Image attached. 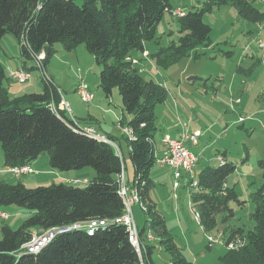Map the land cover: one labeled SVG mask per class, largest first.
<instances>
[{"label": "trees", "instance_id": "1", "mask_svg": "<svg viewBox=\"0 0 264 264\" xmlns=\"http://www.w3.org/2000/svg\"><path fill=\"white\" fill-rule=\"evenodd\" d=\"M255 1L208 0L202 9H183L179 19L169 16L178 26V36L175 43L163 48L155 42V31L164 13L169 14L178 7L172 6L171 0H82L81 4L74 0H0V40L10 35L18 41L23 64L35 62L37 55L43 53L45 71L55 54V43H61L65 51L83 45L101 68L98 87L104 96L110 98L112 91L117 90L127 116V120L122 116L119 125L131 129L133 134L132 139L121 137L133 168L132 182L128 185L136 189L140 203L147 209L142 226L138 225L140 236L147 231L154 232L159 246L169 254L170 264H185V261L149 198L154 186L150 178L157 132L154 110L165 102L168 91L163 83L143 79L138 73L139 59L131 54L140 52L143 59L148 57L163 69L181 58L200 59L205 55L204 50L212 46L211 28L203 23V14L221 6L231 7L237 17L257 25V46L258 41H264L259 39L264 31L260 25L264 11L255 7ZM149 42L158 46L154 54L145 51V44ZM258 50L262 58L246 70L238 66L237 73L247 77L252 67L264 62V53ZM223 55L228 57L229 52ZM40 79V92L10 99L4 87V80L9 78L0 64L2 166L30 165L40 155L47 154L50 172L89 168L94 177L84 187L60 183L26 188L19 180L15 183L0 180V209L14 205L28 212V217L16 229L1 224L0 264H138L126 228L116 222L124 209L117 185L123 161L110 145L87 135V126L60 110H53L50 105L59 102L57 89L45 72ZM193 79L197 78H189ZM259 167L263 184L250 194L254 209L248 214L252 223L248 230L227 226L229 203L243 204L226 183L235 171L232 163L223 159L217 166L208 164L200 169L194 192L189 183L182 181L181 188L191 194L189 208L198 214L197 223L205 235L218 232V226L223 225L221 233L226 238L242 237L243 246L227 250L219 258V264H264V160L259 161ZM93 221H104V225L94 227L90 233ZM49 229L62 231L39 252L28 253L25 245L33 235ZM151 244H145V264H154L151 255L155 248Z\"/></svg>", "mask_w": 264, "mask_h": 264}, {"label": "rangeland", "instance_id": "2", "mask_svg": "<svg viewBox=\"0 0 264 264\" xmlns=\"http://www.w3.org/2000/svg\"><path fill=\"white\" fill-rule=\"evenodd\" d=\"M74 1L76 4L82 2V0ZM207 1L171 0V4L185 11H192L202 9ZM255 3L257 9L264 11V4L260 3V0H256ZM169 16L168 13H164L156 27L155 42H158L159 47L166 48L175 43L178 36V26ZM202 20L211 28L209 38L212 46L204 50L205 55L200 59L181 58L168 69H163L157 66L155 61L143 59L140 52L134 51L131 56L144 60L139 61L137 66L138 73L143 79L163 83L168 91L165 102L156 106L154 110L155 124L159 128L154 138L157 147L160 139L166 134L171 138L177 136L176 128L181 124L187 126L191 133L198 129L203 134L197 141L199 148L186 144L194 154L203 150L196 172L208 164L217 166L218 163L211 160L215 158L217 151L225 152L226 160L235 166V171L227 178L226 183L235 190L238 200L243 202V204L229 203L230 211L226 213L229 215L227 226L243 227L248 230L252 227L248 214L254 209L250 194L263 184L259 161L264 160V62L252 67L247 77L237 73L236 69L239 66L246 70L256 59L262 58L255 44L257 25L248 24L237 17L236 12L228 6L213 8L211 12L203 14ZM260 25L264 26V20ZM259 39L264 40V31L261 32ZM155 42L145 44L144 48L149 54H154L157 50L158 46ZM53 47L56 53L48 65V76H52L58 82L68 79L79 83L82 80L93 96L94 104L92 105L91 102L86 105L80 102L76 92L72 93L73 101L68 100L70 108L72 110L77 108L82 114H86L87 110L92 111V107L101 102L96 105L98 108L93 114L97 119L102 117L106 119L109 134L117 138L122 137V130L118 125L116 126V123L122 116L127 120V116L123 112L117 90H113L110 98H106L98 87V74L101 68L95 64L93 57L86 52L83 45L72 51H65L61 43H55ZM223 52H229V56L223 55ZM163 63H166V59ZM0 64L4 70L30 71L31 78L25 84L8 81V89L20 94L17 97L21 96V92L31 83H36L41 75V72L35 68L34 61H26L23 64L19 56V43L10 35H4L0 40ZM193 76H197V79L191 84L189 78ZM4 86H7L5 80ZM61 90L66 93L71 92L70 88L65 89L64 86H61ZM8 96L10 99L17 98L12 96V93ZM114 142L116 143V140ZM119 152L121 154L120 150ZM1 163L0 147V170H3ZM124 165L126 181L131 183L132 164L125 159ZM34 174L33 171L27 176L21 175L20 178L31 180ZM171 175L168 168L152 166L150 178L154 186L149 191V198L153 202V207L160 212L164 227L171 235L185 264H219V258L227 252L223 240L219 237L218 242L208 248L207 235L201 230L189 208L190 196L185 188H181L182 186L173 189ZM0 178L7 183L11 180L14 183L19 180L6 173L0 175ZM60 183L51 182L26 188ZM84 186L79 185V187ZM2 211L8 213L10 220L8 221V218L1 222L0 227L3 224L16 229L28 217L27 211L14 205L3 207ZM133 214L138 225L142 226L145 215L137 207L133 208ZM221 230L223 232V228ZM152 234V243L155 247L151 255L152 262L170 264L169 254L159 246L158 236L154 232ZM217 234L218 232L212 233L213 236L218 237Z\"/></svg>", "mask_w": 264, "mask_h": 264}, {"label": "built area", "instance_id": "3", "mask_svg": "<svg viewBox=\"0 0 264 264\" xmlns=\"http://www.w3.org/2000/svg\"><path fill=\"white\" fill-rule=\"evenodd\" d=\"M260 3L264 4V0H260ZM169 15L173 19H179L183 15V9L180 7H176L169 12ZM257 46L259 49L262 50L264 53V41H258ZM146 56V53L143 54ZM43 53L37 55L35 59V66L43 74ZM135 64L136 61H133ZM40 75V76H41ZM45 75L46 72H45ZM48 76V75H47ZM49 77V76H48ZM8 78L11 81H15L18 84H25L31 78V73L28 70H16V71H9ZM50 78V77H49ZM75 92L82 104L89 105L92 100L93 96L90 92L88 86L81 80ZM53 110H60L70 116V106L61 96L59 97V102L57 104L50 105ZM242 120V119H241ZM119 128L122 130L123 136L132 139V131L129 128L121 127L118 124ZM85 132L87 135L91 136L93 139L106 143L110 145L115 153L121 158V154L119 152L118 145L106 137L104 134L96 132L91 127H86ZM201 133L199 131L189 132L187 130L183 131L179 139L171 138L168 134L161 138V150L157 149L153 143V159L154 165L160 168H168L172 171V179L173 189L176 190L182 185V181L189 183V188L194 192L197 189V182H196V168L197 164L200 160V156L192 153L189 148L188 144L190 145H197V141L200 138ZM187 144V145H186ZM216 161L221 163L223 158L221 155L216 156ZM9 174L14 179L20 178L21 175H28L33 173L32 169L29 165H22L19 167H9L4 168L3 171ZM64 183L71 186H79V185H87L88 182L85 180H64ZM117 185H118V194L123 202V213L121 216L116 219V222L121 223L127 231V236L130 244L134 247L137 256H138V264H145L144 263V254H145V244L153 242V234L151 231H147L143 237L140 236V231L136 221L134 219L133 208L137 207L143 214L147 212L146 206L140 203L138 193L136 189L132 188L128 185L125 181L124 175V165H121L120 173L117 176ZM189 196L191 194L188 192ZM194 214L196 222H198V214L191 210ZM9 218L8 213L2 211L0 209V223L6 221ZM104 221L99 222H91L89 226V232L91 233L93 228L96 226H103ZM62 229H49L42 234H34L31 240L25 245V249L28 253L34 254L39 252L42 248H44L50 240L58 233L61 232ZM218 237L213 236L212 234L207 235L208 247H212L213 244L218 242V238L222 239L225 247L227 250H238L240 247L243 246L242 237L235 235L233 238L229 239L226 238L221 232H218Z\"/></svg>", "mask_w": 264, "mask_h": 264}, {"label": "crops", "instance_id": "4", "mask_svg": "<svg viewBox=\"0 0 264 264\" xmlns=\"http://www.w3.org/2000/svg\"><path fill=\"white\" fill-rule=\"evenodd\" d=\"M3 52H5V50H3V48H1ZM55 50V49H54ZM146 51V50H145ZM147 54H148V51H146ZM56 53V51H55ZM53 59V58H52ZM51 59V60H52ZM147 60H150V58H146ZM50 60V61H51ZM49 61V63H50ZM140 61V60H139ZM141 61H144V60H141ZM152 61V60H151ZM48 63V65H49ZM48 65L46 66V69H45V72L46 74L48 75ZM4 69V68H3ZM5 71V75L6 77L8 76V73L9 71L11 70H4ZM197 77V76H196ZM53 81V84L55 86V88L57 89V92H58V95L59 97L61 96L65 101H67L68 103V100L70 101H73L72 99V93H75V89L78 85L77 81H69L68 79H63L62 81L58 82L56 81L55 79L52 78V76L50 77ZM39 82V83H38ZM191 84H193V82H195V80L193 79L192 81H190ZM6 85L7 86H4L6 89H7V92H8V95L10 93H12V96H18L20 94H18V92H13V91H10L8 88H9V83L8 81H6ZM61 86H64L65 89H69L70 88V91L71 92H63L61 90ZM42 90V83H41V79L39 78V80L36 82V83H31L28 88H25L21 93V95L25 94V93H32L33 91L34 92H40ZM10 97V96H9ZM101 103V102H99ZM97 103V104H99ZM69 104V103H68ZM93 101H92V105H93ZM97 104H95V106H93L92 108V111H86V114H82L81 111L77 110V108H74L73 110L70 108V117L73 118L74 120L84 124V126H87V127H91L93 128L96 132H99V133H102L104 134L106 137H111V138H114L117 141V144H118V147H119V150L121 151V158H122V161L124 163L125 159H128L129 160V157H128V152H127V147L123 141V139H121V137L117 138L115 136H113L112 134H109L108 133V129H109V126L108 124L106 123V119L104 117L100 118V119H97L96 116L93 114V112L95 110H97L98 106H96ZM102 119V121H101ZM119 121L118 120V123H116V126L119 124ZM96 123V125H94ZM118 127V126H117ZM157 127V126H156ZM159 130V128L157 127V131ZM190 131L188 130L187 126L185 125H181L179 127L176 128V133H177V136L174 137V139H179L182 132L183 131ZM194 131V130H192ZM196 131H199L198 129H196ZM191 132V131H190ZM200 132V131H199ZM167 133V132H166ZM201 133V132H200ZM156 135V134H155ZM163 135V134H162ZM161 135V137H162ZM169 135V134H168ZM202 133H201V136L200 138L202 137ZM160 137V138H161ZM199 138V139H200ZM110 139V138H109ZM161 141V139H160ZM154 145L156 146V148L159 150H161V144L159 143V147H157L155 141H154ZM189 146H193V145H190L188 144ZM196 149L199 148V144L195 145ZM194 147V148H195ZM201 149V148H200ZM224 154V156L222 155V158L225 159L226 161V153L225 152H219L217 151V154L215 155V158H213L211 161H216V156L218 154ZM196 155H199L200 156V160L202 158V155H203V150H199L198 154ZM221 155V154H220ZM199 160V161H200ZM199 163V162H198ZM218 163V162H217ZM3 165V163H1ZM30 168L35 172L34 174V177L31 179V180H28V179H25V178H22V179H19V182L24 185L25 187H32V186H35V185H44L46 183H51V182H61V183H64V180H72V179H76V180H85L87 181L88 183L92 181L93 177H94V173L90 170V169H82V170H71V171H67V172H63V173H56V172H50V165H49V157L48 155H41L39 156L38 158H36L35 160H33L31 163H30ZM203 167H201L200 169H202ZM2 169H4V167L2 166ZM124 169H126L125 165H124ZM3 171V170H0V172ZM4 173H0V175H2ZM38 174V175H36ZM41 174H44V175H41ZM45 174H52V175H45ZM36 175V176H35ZM125 175V174H124ZM27 176V175H26ZM0 180L2 181V179L0 178ZM125 181H126V178H125ZM127 182V181H126ZM8 183H14V181H9ZM228 186V185H227ZM6 212V211H5ZM7 213V212H6ZM135 219V218H134ZM10 220V218L8 219V221ZM7 221V222H8ZM136 221V219H135ZM136 224L138 225L137 221H136ZM8 226V225H6ZM9 227V226H8ZM225 227L223 225H219L218 226V230L221 232L222 228ZM218 231V232H219ZM152 246H154V243L151 244ZM153 248V247H152ZM155 248V247H154ZM155 250V249H154Z\"/></svg>", "mask_w": 264, "mask_h": 264}]
</instances>
